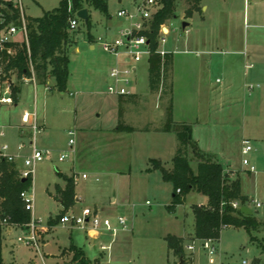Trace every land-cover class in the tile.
Listing matches in <instances>:
<instances>
[{"label": "rangeland", "instance_id": "rangeland-1", "mask_svg": "<svg viewBox=\"0 0 264 264\" xmlns=\"http://www.w3.org/2000/svg\"><path fill=\"white\" fill-rule=\"evenodd\" d=\"M59 1L23 0L25 17H40L44 12L56 9ZM122 1L119 5L117 0H107L108 16L89 6L84 7L88 10L91 40H88L86 23L82 21L76 30L68 29L69 40L64 46L69 59L65 93H58L53 88V79H47L45 86L39 84L32 68L29 78H18L15 71L0 77V96H3L6 87L11 90L19 86L21 89L26 84L21 91V100L16 105L0 106V131L4 134L0 143H10V137L16 132L12 125L20 121L25 109L28 113L35 112L38 120L45 124L44 131L36 139L37 148L48 150L53 155L52 161L45 160L37 164L28 189L33 195L31 214L40 225L37 230L40 242L43 243L45 235L50 233L47 241L40 244L39 251H36L17 241L20 233L25 232L22 226L16 228L2 225V264H80L73 252L64 251L58 256L60 249L70 245L80 247L89 260L101 255V264H115L117 261L124 264H208V254L202 249V241L191 240L189 235L193 232L194 223L191 205L205 204L206 198L190 192L185 204L176 207L174 213H168L167 203L162 198L136 188L135 176H138L139 170L146 163L147 153L151 151L149 138H163L166 143L169 140L175 143L174 135L136 134L132 136L130 146L126 147L127 139L119 142L118 135L112 133L118 124L122 132L124 125L149 129L143 123L162 113L166 116L169 101L168 94L160 96L150 93L149 63L145 57L133 64L134 81L128 90L136 96L119 98L106 93L109 83L105 76L106 63L109 62L110 67L113 59L98 45L95 51H89L88 44L98 37L115 39L118 28L128 26L116 17V12L122 8L133 11L134 6L131 5L132 0ZM205 5L206 12L196 11L190 19H185L183 16L188 4L185 0H177L175 18L165 23L169 34L160 48L170 53L174 70H177L178 60L182 58L192 61L205 58L200 56L198 59L196 56L200 50L201 33L222 36L227 31L232 35L233 44L240 45L246 65H251L246 70L242 124L244 139L250 141L252 150L245 156L248 164L236 174L241 194L248 199L246 207L253 213L258 224L252 232V238L256 241H250L244 228L228 227L221 231L220 238L215 241L217 252L213 259L215 264H264V251L261 249L264 246V0H205ZM182 22L190 24L186 32L181 30ZM16 38L20 39L19 36ZM10 51L13 52L12 49ZM181 51L189 53L185 55ZM164 124L158 125L156 131L162 129ZM69 131L74 132L73 137L68 136ZM70 138L74 140V151L77 153L84 148L83 153L89 159L72 173L69 168L75 153L68 146ZM151 144L154 146L156 142ZM13 146H16V141ZM26 152L28 150L23 153ZM61 154L67 157L63 162H57V156ZM188 158L191 169L195 171L196 162L191 153ZM17 162L18 167L23 169V162ZM170 166V162L165 164L166 168ZM126 167L130 169L125 177L126 189L133 192L130 203L134 206L128 208V212L121 213L119 207L110 209V199L118 183L110 172ZM250 168H253V173H249ZM58 171L71 176L74 173L78 175L75 191L83 197L77 211L68 210L64 214L79 215L82 209L94 208L97 204L101 217L114 222L118 216H125L132 230L119 231L114 237L100 230L97 241L90 245L86 232L61 225L57 217L61 215L62 207L46 193V190L53 193L55 185H63ZM82 174L86 175L85 179H81ZM146 200L149 205L145 204ZM255 203L260 205L259 208L255 207ZM48 220L52 221L50 226L47 225ZM7 229L12 230L7 232ZM167 235L184 239L185 263L174 258L168 251L164 240ZM109 245V251L101 250V246ZM188 245L193 246V251L186 249ZM119 246L123 247V251L116 255Z\"/></svg>", "mask_w": 264, "mask_h": 264}, {"label": "trees", "instance_id": "trees-1", "mask_svg": "<svg viewBox=\"0 0 264 264\" xmlns=\"http://www.w3.org/2000/svg\"><path fill=\"white\" fill-rule=\"evenodd\" d=\"M188 7L184 11V18H190L194 12L199 11L201 0H185ZM177 0H157L159 8L149 22V30L143 32L149 41L153 54L149 57L148 87L150 93L160 96L169 95L166 110L167 121L161 132H173L177 141L175 154L172 158V169L167 171L160 162L151 160L152 170L161 173L162 180L170 183L173 189V198L166 206L168 213H174L176 207L185 202V197L190 191H195L206 197L205 206L194 205L191 207L194 217V228L191 240H214L220 238L222 227H242L252 238V232L258 227L253 215L245 216L240 209H234L232 203L244 206L248 199L241 195L240 183L237 178H231L225 173L222 165L216 157L202 152L191 136V126L185 123H175L171 119V91L172 59L170 54L163 58L155 54L157 48V35L160 27L167 21L175 18ZM85 6L108 16L107 0H60L56 9L44 12L37 18H26L27 45L13 44V54L8 55L5 50L0 51V77L11 71L17 73V77H31V68L39 84L46 85L47 79H53V88L58 93L66 92L68 79L69 59L65 54L64 46L69 40L68 22L74 17V13L84 9ZM15 18V16L13 17ZM9 21L10 17H7ZM88 40H91L89 21L86 23ZM79 33V32H78ZM20 87L11 88L13 104L18 103ZM120 125L116 131H121ZM129 130V128H123ZM191 153L196 162L195 171L191 169L188 155ZM0 219L7 217L10 224L25 225L30 222V213L24 209L19 195L28 190L32 180L19 179L15 164L2 162L0 164ZM63 180L64 187H54V200L62 207L61 218L75 203V182L73 176H65L57 173ZM179 190V193H177ZM51 225L52 221L49 220ZM170 254L179 261L185 263L184 239L173 235L164 238ZM2 237L0 226V264ZM264 251V246H261ZM75 259L79 258L80 264H99L90 262L82 256V253L74 250ZM188 256L191 257V254Z\"/></svg>", "mask_w": 264, "mask_h": 264}, {"label": "crops", "instance_id": "crops-1", "mask_svg": "<svg viewBox=\"0 0 264 264\" xmlns=\"http://www.w3.org/2000/svg\"><path fill=\"white\" fill-rule=\"evenodd\" d=\"M122 3H123L122 0H117V4L121 5ZM131 5H133V0L131 2ZM199 11H201L202 13L207 11L205 0H201ZM124 23L127 22L124 21ZM189 26L190 24L188 25V27ZM121 28L124 27H120L118 28V30ZM186 30L187 29H185V32ZM228 33L227 31H225V33L222 36L221 35L207 36V34L201 33L199 39L200 50L198 51L199 53L196 54V56L198 59L200 58V56H205V58H203V60L201 59L197 61H192L189 60L188 58H184V59L182 58L178 60V65L176 66L177 70L175 69L176 71L174 70L172 63L171 119L175 123H185L190 125L192 139L196 142L198 148L204 153L215 156L216 160L222 165L224 172L228 173L231 177L237 178L236 172H238V170H242L243 167L242 155H241V142L245 137H244L243 124H242L243 122L242 110L244 107L243 102L245 98V89H246V85H245L246 70L250 68L251 65H246L245 57L240 49V45L237 46L233 44L232 35ZM88 49L91 52L95 51L96 44L94 43V40L89 41ZM180 53L186 55L189 53V51H181ZM112 63L113 61L110 64ZM108 67H109V62L106 63L107 69L105 72V76L107 79H108L107 76ZM212 75L215 76L212 77ZM25 85H23V87H26ZM23 87L20 89L18 95V102L21 100V91ZM132 96H136V95L133 94ZM16 104H12V105H16ZM200 105H201V109H200ZM23 111L26 110L24 109ZM166 121H167V115L165 116V114L162 113L161 115H158L155 119H150L149 121L143 123L149 126V129H142V128L135 129L136 127L128 126L129 129L131 128L133 129H131V131L124 130L123 132L122 131L120 132L118 130L116 131V128H114L112 129V133L118 135L117 139L120 140L119 142H121V140L123 141L127 139L125 141L127 144L126 147H128L131 144L132 136L136 134H147L150 136L153 135L162 136L166 134L174 135L173 132L156 131L157 126L160 125L161 123L164 122L166 123ZM40 123L43 125V128L45 129L44 122L41 121ZM12 126L16 129V132L15 134H12V136L10 137L9 139L10 143L6 142L8 145L6 143H0V145H4V144L7 145L9 147V150L13 154L16 153V147L18 144L28 143L29 131L27 128H25L22 125L21 116H20V121L14 123ZM124 127L128 128L127 125H124ZM1 137L3 136H0V138ZM84 139L87 138L84 136ZM149 139H150L149 147L151 148V151L147 153L146 163L143 166V168L139 170V173L137 174L138 176H135L136 188L144 190L146 194H150L155 197L157 196V198L158 197L162 198L167 203L165 204L169 205L173 198L172 185L162 180V176L159 171L152 170L150 161L151 160L158 161L161 163L164 169L170 171L172 169V158L174 156L173 154L176 151L177 141L176 138H175L176 141L175 143L170 140L166 143V141H164L163 138H149ZM14 141H16L15 147L13 146ZM153 141L156 142V145L154 146H152L151 144ZM155 147L156 149H154ZM83 150L84 148H82L81 150L79 149L77 153L76 151H74L75 153L74 158L69 168L71 173L72 171L76 170V167H80L84 165L85 161L89 160L86 154L83 153ZM28 153L29 151L26 152L25 154L27 155ZM17 161H16V168L19 170L20 168L18 167ZM167 162H170L171 164L169 168L165 167V164ZM127 167L122 169L121 168L115 169L112 172H110L111 173L110 175H113L115 177V180H117L118 182L116 183L114 196L110 199L111 201L110 209H113V207L115 206L119 207L118 209H121V213L128 212V208L134 206L130 203L133 192H131L129 189L128 190L126 189L127 180H125V177H127L126 174L130 173V169ZM250 170L251 168L249 169V173L254 172V171L251 172ZM58 172L68 177L71 176V174L68 173H63L61 171ZM156 173H158V176ZM55 186H59L63 188L64 182L62 186L61 185H55ZM190 192H195V191H190ZM46 193L48 195L51 194L53 196L54 191L53 193H50L48 190H46ZM52 196L50 197L53 198ZM186 197L184 204L186 203ZM56 202L60 205L58 201ZM82 202H83V197L80 194H78L77 191H75V203L69 210L77 211L78 206L81 205ZM145 202H148V200H146ZM206 203H207V199H206ZM206 203L200 205L193 204L191 205V207L194 205L205 206ZM94 208L98 209V205L95 204ZM191 215L194 222L192 210H191ZM251 215H253V213ZM48 221H47V225L50 226L48 224ZM53 228L54 227H52V229ZM193 228H194V223H193ZM11 230L12 229H7L6 231L10 232ZM49 234L50 233H47L45 235L44 242L43 243L40 242V244L43 245L47 241V236ZM192 234L193 232L189 234L190 237H192ZM98 236H99L98 232L95 234L86 233V238L88 239L90 245L95 244ZM74 250L81 252L82 256L85 259L89 260L88 258L85 257L83 250L80 247H76L74 245H70L68 248L60 249V253L58 256H60L61 253L64 251L65 252L67 251L68 253H72V252L74 253ZM120 251H123L122 246H119L118 249H116L115 254L119 255ZM101 257L102 256L100 255L99 257L89 261L92 263L98 262L99 264H101V260H102ZM115 264H124V262L117 261L115 262Z\"/></svg>", "mask_w": 264, "mask_h": 264}, {"label": "built area", "instance_id": "built-area-1", "mask_svg": "<svg viewBox=\"0 0 264 264\" xmlns=\"http://www.w3.org/2000/svg\"><path fill=\"white\" fill-rule=\"evenodd\" d=\"M134 10L129 11L127 9H119L116 12V17L127 22L128 26L121 28L117 31L118 36L115 39L108 38H96L94 43L106 53L109 57H112L113 63L108 69L109 83L106 86V93L108 95H114L117 97H129L132 96L129 87L134 81V66L133 64L139 63L142 58H147L153 54L149 46V41L143 32L149 30V22L153 15L159 8L157 0H133ZM6 9L8 12H5ZM71 18L68 22L69 30H76L78 28L80 20L76 17ZM15 16V18H13ZM7 17H10L7 21ZM169 29L165 24L162 25L157 35V48L155 54L160 57H164L169 54L160 48V45L165 44L166 36L169 34ZM27 25L26 17L24 14L23 0H0V51L5 50L8 55L13 54L10 51L12 49L9 45L23 44L27 45ZM19 36L20 39L16 37ZM11 90L6 87L3 96H0V106L12 105ZM22 125L28 129L29 137L28 143H20L16 147V153L9 152L7 145H0V164L2 162L13 163L16 166V161L19 159L23 162V169H17L19 179L26 180L30 178L32 180L35 172V167L38 163L43 161H52V152L48 150L39 149L36 146L37 137L44 131L43 125L39 122L35 113H28L23 111L21 115ZM0 136H3V132L0 131ZM68 136L73 137L74 132L69 131ZM74 140L70 138L68 140V146L74 152ZM28 150L29 153L23 154L24 150ZM252 146L249 140L243 139L241 142V155L242 165L248 164L245 156L251 152ZM67 155L61 154L57 156V162H63ZM253 172V168L250 170ZM1 176V170H0ZM73 180L76 182L78 175L74 173ZM86 175L82 174L81 179H85ZM179 193V190H177ZM23 202L24 209L31 215V221L28 224L22 225L25 232H21L17 238L19 243H22L26 247L34 248L36 251L40 249V240L37 230L40 228L38 220L33 217V195L28 190H24L19 195ZM149 205V202L145 203ZM245 206V205H244ZM259 204L255 203V207L259 208ZM234 209H240L238 203H232ZM59 222L63 226L76 227L86 233H97L100 230L110 233L113 237L119 231H131L132 225L129 223L125 216H118L114 222L108 218L100 216L99 211L96 208H84L79 215L64 214ZM10 225L16 228H21L19 225H13L9 223L7 217L0 219V226ZM226 226L222 227V230L226 229ZM110 246H101V250H109ZM188 251H193V246L188 245L186 247ZM202 249L207 251L208 264H215L214 256L217 252L214 240L202 241Z\"/></svg>", "mask_w": 264, "mask_h": 264}, {"label": "water", "instance_id": "water-1", "mask_svg": "<svg viewBox=\"0 0 264 264\" xmlns=\"http://www.w3.org/2000/svg\"><path fill=\"white\" fill-rule=\"evenodd\" d=\"M75 15L80 21H82L84 23H87V21H88V11H87V9H81V10L77 11ZM188 25L189 24L187 22H182V24H181L182 32H185V29H186V27H188ZM240 211L245 216H250L252 214V212L246 206H242L240 208Z\"/></svg>", "mask_w": 264, "mask_h": 264}]
</instances>
